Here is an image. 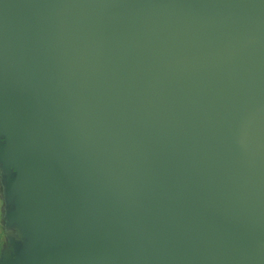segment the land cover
<instances>
[{"label":"water","instance_id":"95a60500","mask_svg":"<svg viewBox=\"0 0 264 264\" xmlns=\"http://www.w3.org/2000/svg\"><path fill=\"white\" fill-rule=\"evenodd\" d=\"M19 1L0 0V56L22 60L12 65L18 75L0 70V108L38 150L32 157L48 192L42 211L70 238L64 252L105 257L119 243L129 253L146 245L155 264H264V121L251 124L255 137H242L234 104L207 96L199 104L185 86L168 97L140 73L155 74L136 66L112 72L120 62L108 58L100 22L82 20L108 0H28L37 21L15 11ZM61 18L84 25L82 54L70 58L79 77L58 54L28 57L12 29L42 35ZM73 20L67 31L76 34ZM203 85L195 86L206 93ZM123 147L143 180L124 164Z\"/></svg>","mask_w":264,"mask_h":264},{"label":"crops","instance_id":"0c3cea01","mask_svg":"<svg viewBox=\"0 0 264 264\" xmlns=\"http://www.w3.org/2000/svg\"><path fill=\"white\" fill-rule=\"evenodd\" d=\"M108 1V8L82 20L100 22L108 58L120 62L112 72L136 66L155 74L140 73L168 97L185 86L193 92L186 98L199 104L208 101L205 96L234 104L239 136H256L251 124L264 121V0ZM199 82L206 93L195 86ZM10 89L4 86L8 98ZM200 117L198 109L195 119ZM13 119L0 108V264H155L152 255L139 261L140 252L119 243L114 256L64 252L70 238L42 211L48 192L44 196L32 157L38 150L23 144Z\"/></svg>","mask_w":264,"mask_h":264},{"label":"rangeland","instance_id":"374dc122","mask_svg":"<svg viewBox=\"0 0 264 264\" xmlns=\"http://www.w3.org/2000/svg\"><path fill=\"white\" fill-rule=\"evenodd\" d=\"M15 11L21 14L27 20L37 21L41 16L39 14V11L28 0H20L17 7H15ZM80 18L76 20L69 18H63V19L61 18L59 22L56 24L48 23L45 26L46 32L42 35H40L35 29L32 30L28 28L26 29L24 26H21L20 24L13 25L12 29L15 31L14 33L20 35L21 38L20 40L23 41V45L27 49L26 53L28 57L32 55L40 54L44 51L52 52L54 55L58 54L60 60H62L66 65H68V67L71 68L79 77L80 76L79 67L73 61H71L70 58L73 59L74 61H77L76 58L80 57L83 51L82 46L78 45V42H80L78 39L79 38L78 35L84 26L81 23ZM71 20H73L75 23V26H72V28L76 34H71L68 33L67 31V25L71 23ZM68 34L71 37H67L65 39L62 37ZM77 36L78 38H76ZM21 61L22 60H19V58L15 56L8 58L0 56V70L3 71V74L18 75L20 73H15L13 71L12 65L17 64L18 62L22 63ZM7 70H9V72ZM114 138L116 142L119 144L118 137L114 135ZM122 159L126 167L129 169L130 173L139 181L143 180L144 178L143 171L137 165H134L131 162L124 147L122 148ZM148 175L153 179L156 178L155 175L151 173H148ZM140 191L143 196L145 192L148 194L147 195L148 197L154 198V193L147 192L142 189H140ZM42 192L45 196L47 189L45 187V183L43 182H42ZM94 221L96 223V220ZM116 254L117 252L112 254L111 256H114ZM121 254L122 253H120L119 255ZM148 254L149 253H147L145 250H140V253L138 254L139 261L142 260L144 261V259H147ZM90 264H94V262L92 261Z\"/></svg>","mask_w":264,"mask_h":264}]
</instances>
